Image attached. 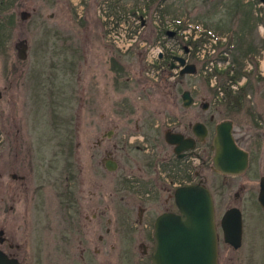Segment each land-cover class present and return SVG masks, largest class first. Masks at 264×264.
I'll list each match as a JSON object with an SVG mask.
<instances>
[{
	"label": "rangeland",
	"instance_id": "rangeland-1",
	"mask_svg": "<svg viewBox=\"0 0 264 264\" xmlns=\"http://www.w3.org/2000/svg\"><path fill=\"white\" fill-rule=\"evenodd\" d=\"M132 8L143 13L144 25L138 42L121 51L107 40L106 33L121 21L127 23L125 13ZM22 9L28 12L23 19L18 13ZM5 13L12 22L5 23L0 44V228L4 234L10 232L18 244L12 250L19 264L26 256L32 264L42 263L36 254H24L23 248L33 247L43 230L53 234L54 222H46L43 215L56 214L54 192L79 181L83 186L101 182L109 189L108 198H114L111 189L126 168L124 160L130 156L142 159L133 146L150 145L145 140H123V135L145 134L161 141L163 128L177 123L176 119L190 123L191 113L197 110L208 128L206 146L213 124L229 114L216 84L225 89L230 86L232 92L234 85L242 86L240 103L264 111V13L258 0H13ZM164 28L177 32L164 37ZM22 37L26 56L19 59L13 43ZM146 44H157L163 55L185 56L195 64L194 72L183 74L179 81L165 74L155 76L156 65L145 60ZM228 67L227 74L220 72ZM237 67L240 73L232 84L229 74H235L231 71ZM11 71L19 72L18 76L11 78ZM183 89L193 93L195 104H180ZM200 102L206 104L203 111ZM12 113L14 124L9 119ZM138 117L142 121L136 128ZM243 143L254 151L251 168L256 173L264 166V137L253 135ZM10 145L12 150L17 148V154L6 158ZM211 153L207 150L203 165L205 185L214 199L216 216L225 204L240 208L245 236L240 251L244 254L248 237L264 233V218L258 217L264 213L248 200L246 189L237 188L248 171L220 175L210 164ZM106 158L116 162L114 170L104 168ZM141 165L144 171L148 169L144 162ZM11 171L24 174L25 179H10ZM227 180L231 184L225 187ZM41 183L46 192L44 211ZM6 187L12 193L11 211ZM234 191L239 195L235 202ZM253 221L254 227H249ZM255 246L258 254L246 264H264L260 245ZM118 256L115 252L109 255V263L115 264ZM54 258L47 254L46 263Z\"/></svg>",
	"mask_w": 264,
	"mask_h": 264
},
{
	"label": "flooded vegetation",
	"instance_id": "flooded-vegetation-1",
	"mask_svg": "<svg viewBox=\"0 0 264 264\" xmlns=\"http://www.w3.org/2000/svg\"><path fill=\"white\" fill-rule=\"evenodd\" d=\"M167 61L168 63L166 64L164 56L159 57L158 76L161 77V75L165 74L166 77L179 81L181 76L186 73H178L180 66L177 60L169 57ZM161 62L164 64L162 65ZM171 68L174 69L172 74L170 73ZM18 74L19 72L11 71V78L18 76ZM37 83H40L38 86L41 85L40 79ZM11 87L12 81L9 82V89ZM188 92L191 101L188 105H183L180 98V104L183 107L196 102L193 93L190 90ZM10 103L13 105L12 96ZM199 106L203 111L206 104L200 102ZM248 106L241 103L230 106L225 104L229 114L221 117L213 124L214 131V126L218 121L222 119L229 121L230 133L235 144L246 152L247 161L245 168L242 172L236 174L213 170L223 176H235L248 171L244 183H238L237 188L238 190L246 189L248 200L264 213L257 198L260 192V183L261 181L264 182V166L261 169L259 168L260 170L256 173L254 172V169L251 168L254 151L250 144L244 145L243 143L247 137L253 135L256 138L264 137V111L248 108ZM191 114L194 118H192L190 123L184 125L183 123L186 119H176L177 123L174 125L169 124L170 126L163 128L161 141L160 138L157 140V136H147L145 134L122 136L123 140L129 142L139 139L140 141L145 140L150 145L148 148L145 142L144 148L138 144L133 146L136 151L141 152L139 155L142 156V159L130 156L124 160L126 168L123 167V171L118 175L117 184L111 189V194L114 198H108L109 189L101 182H95L94 185L89 183L88 186L87 184L83 186L82 182L79 181V183L71 186L69 184L63 191L54 192L55 201L52 206L57 207L56 214L53 216L49 214L43 215V219L47 220L46 222H54V225L51 226L53 234L43 230L42 236L40 235L34 243L36 246L23 248L24 254H36L37 259L42 261L40 264H110L108 261L109 255L115 252L116 255H119L115 260V264L122 262L124 264H150L149 256L153 248L152 224L159 213L176 211L172 199L174 188L189 183L205 185L203 165L207 150L212 151L210 143L206 146L204 144L208 128L203 119H201L202 112L200 113L196 110ZM209 118L211 119L212 117L210 116ZM9 119L11 121L10 124H14L16 116L12 113ZM139 121H142L140 117L134 120L136 128H138ZM196 122L202 123L205 127L206 133L202 138L192 132V125ZM180 125L181 127H179ZM165 130L168 132H179L183 137H191V147L174 152V144L164 140ZM8 132L10 134L11 130ZM108 133L109 131L105 135L107 136ZM14 134H18L17 127L14 129ZM162 143L165 145V151L164 149L162 150ZM12 149L13 147L10 145L6 158H11L12 155L17 154V148L16 150ZM142 162L148 166L145 171L141 165ZM9 163L11 166V162ZM103 165L107 170L116 168V162L108 158L104 160ZM1 178L2 173L0 172V180ZM9 178L23 180L25 176L24 174H17L11 171L9 172ZM226 182H222L225 187L226 184H231V181L227 180ZM41 184V199L44 200L40 201L44 211L46 192L45 185ZM5 189V198L9 201L7 209L11 211L12 193L7 187ZM238 199V191H234V202ZM212 202L216 235V264H246L248 261L254 260L252 257L254 253L258 254V251L255 250L257 248L256 244L261 247L259 254H261L260 258L264 262V233L259 236L248 237V240H246L248 244L247 250L242 254L240 249L243 248L245 236L244 220L242 219L240 208L236 204H225L222 212L231 206L237 207L240 211L239 229L237 232L235 228L228 230L226 236L224 234L225 231H223L225 224L223 228L221 224L222 212L216 216L213 198ZM8 217H11L10 212ZM258 217L264 218V215H259ZM110 222L114 223L111 229L109 227ZM255 223L256 221H253L249 227H254L253 224ZM231 227H233L232 224ZM12 239L10 232L4 234V230L0 228V249L7 256L15 257L19 264L18 254L12 250V248H17L18 244L13 243ZM27 240L29 239L27 238ZM238 250L240 253H238ZM50 253L56 259L54 258L52 263H46L47 254ZM226 253L230 255L227 254L226 256ZM237 254H239V257H237ZM23 264H32L28 256L24 257Z\"/></svg>",
	"mask_w": 264,
	"mask_h": 264
},
{
	"label": "water",
	"instance_id": "water-1",
	"mask_svg": "<svg viewBox=\"0 0 264 264\" xmlns=\"http://www.w3.org/2000/svg\"><path fill=\"white\" fill-rule=\"evenodd\" d=\"M264 13V0H258ZM21 19L28 16L24 9L20 10ZM168 35L172 34L167 30ZM16 56L23 59L26 56V40L18 38L13 43ZM181 68L179 73H192L195 69L192 62H185L180 55H174ZM183 105L191 101L187 89L180 93ZM194 135L202 138L205 127L196 122L192 125ZM164 140L174 144V152L191 147L192 138L183 137L179 132H164ZM212 153L210 164L213 169L222 173L236 174L246 166V152L237 146L230 133V123L227 119L218 121L210 140ZM258 201L264 210V182L260 183ZM172 199L176 211L159 213L152 224L153 248L150 253V264H216V235L213 216V202L209 189L199 183H189L174 188ZM240 211L231 206L221 214L222 228L227 236L228 230L239 229ZM231 224L233 227H231ZM231 227V228H229ZM0 264H18L15 257L7 256L0 249Z\"/></svg>",
	"mask_w": 264,
	"mask_h": 264
},
{
	"label": "built area",
	"instance_id": "built-area-1",
	"mask_svg": "<svg viewBox=\"0 0 264 264\" xmlns=\"http://www.w3.org/2000/svg\"><path fill=\"white\" fill-rule=\"evenodd\" d=\"M102 7V6H101ZM96 13H99V8H97ZM125 16L127 17V20L124 24L123 21L119 22L118 26L115 28H109L106 33L107 40L111 42V44L116 47L117 49L123 51L127 49L129 46L132 44H135L138 38V32L139 29L143 26V24L140 21V13L138 10H135L133 12H126ZM133 28L135 27L132 31H128V28ZM189 27V26H187ZM193 27V26H192ZM138 45L143 46L144 42H139ZM145 49V60L156 64L158 60V54L161 53V49L157 44H146L144 46ZM174 71V69H172ZM155 76L156 73L158 72V69L156 68L155 70ZM232 84L234 82H231ZM235 84V83H234ZM229 85H231L229 83ZM237 87V85H234ZM235 87V88H236Z\"/></svg>",
	"mask_w": 264,
	"mask_h": 264
},
{
	"label": "trees",
	"instance_id": "trees-1",
	"mask_svg": "<svg viewBox=\"0 0 264 264\" xmlns=\"http://www.w3.org/2000/svg\"><path fill=\"white\" fill-rule=\"evenodd\" d=\"M13 0H0V44L3 43V40H4V33H5V23L8 22V21H11L12 22V17L10 16L9 13H5V10L9 7V5L12 3ZM164 31V30H162ZM170 55L167 54L165 55L164 59H165V63L167 62V58L169 57ZM235 60V58H234ZM230 67L226 68L225 70L223 71H220V72H224V73H228V71H230L231 69H229ZM238 68V67H237ZM236 70H232L231 72L234 71L235 74H229V78L230 80L232 81H235L237 79V77L239 76V73H240V68H238ZM235 69V68H234ZM211 74V73H210ZM209 74V75H210ZM213 74V73H212ZM222 85V84H221ZM229 86V84H227ZM216 86H218L220 88V85L219 84H216ZM227 86V87H228ZM221 91L223 93V97L224 98V103L228 106L232 105V104H240V101H241V95L244 93V91H242L243 93H241V89H242V86H239L236 90H233L230 91L228 88H223V86H221Z\"/></svg>",
	"mask_w": 264,
	"mask_h": 264
}]
</instances>
